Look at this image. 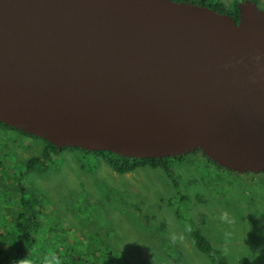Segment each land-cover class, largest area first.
<instances>
[{
  "label": "water",
  "instance_id": "1",
  "mask_svg": "<svg viewBox=\"0 0 264 264\" xmlns=\"http://www.w3.org/2000/svg\"><path fill=\"white\" fill-rule=\"evenodd\" d=\"M172 0H0V122L57 148L200 150L264 171V10Z\"/></svg>",
  "mask_w": 264,
  "mask_h": 264
},
{
  "label": "rangeland",
  "instance_id": "2",
  "mask_svg": "<svg viewBox=\"0 0 264 264\" xmlns=\"http://www.w3.org/2000/svg\"><path fill=\"white\" fill-rule=\"evenodd\" d=\"M217 1L233 8L246 0ZM250 1L264 10V0ZM42 149L0 127V247L23 188L44 210L38 246L44 261L60 253L59 264H264V173L220 170L190 154L174 161L172 177L151 168L119 175L103 160L96 165L93 155L70 150L44 172L28 173L26 161ZM197 231L218 256L196 247ZM67 250L81 259L73 262Z\"/></svg>",
  "mask_w": 264,
  "mask_h": 264
},
{
  "label": "trees",
  "instance_id": "3",
  "mask_svg": "<svg viewBox=\"0 0 264 264\" xmlns=\"http://www.w3.org/2000/svg\"><path fill=\"white\" fill-rule=\"evenodd\" d=\"M173 1L187 2L201 7H207L212 10H215L218 13L224 15H231L236 20H238L239 18L238 3H236L233 8H229L221 1H217V0H214V2L212 3H209V0H173ZM0 127L6 130V132H12L14 136H18L20 138L25 136L35 141H39L43 144L41 155L36 157L32 156L26 161L25 167L28 173L31 171L39 172V170L40 172H44L45 168L47 167V164H55V158L57 157V155L59 153H63L65 150L78 151L81 153V158H85L88 155H93L95 159L94 161L97 163L96 165H99L102 162L101 160H103L115 173L119 175H124V174L126 175L128 173H133L141 169L151 168L154 170H163L164 172H167V174L170 177H172L171 171H172V164L174 163V161L176 162L184 161L185 158L183 157H187L190 154L194 155V158H197L199 157V155H202L208 160L209 164L213 166L215 165L220 170H226L221 166H219L212 158L203 154L200 150H192L174 156H163L161 158L158 157L144 158V159L131 158L105 151L90 152L80 148L60 149L42 138L29 135L17 128L9 127L1 122H0ZM11 154L14 155L13 153ZM175 157L178 158V160ZM228 172H233V171H228ZM261 173H264V171H262ZM174 185L177 184L174 183ZM20 191L22 193V196L20 197L21 206L19 209L12 212V215L14 216L15 220L13 222L12 231H10L6 235L7 238L5 237V241L7 239V243L4 246L0 247V249L2 247L8 249L7 251H4L5 253H2L0 255V264H17L19 260L25 258H28L31 261V264L32 263L45 264L44 261L45 252L43 250H38V246L40 245L41 242L39 237V235L41 234L39 230L40 228H42L40 224L39 215L41 213L43 214L44 210H42L41 208L36 210L35 206L32 204L33 201L26 197L25 190L21 188ZM194 239H195L196 247L199 250H201L203 253L209 254L211 256L219 255V253L215 249H213L211 244L207 241V238L206 237L204 238L201 235V233H199L198 231L194 233ZM68 251L72 253L71 250H67L65 253H67ZM72 254L73 256H76L74 253ZM55 255L57 259L61 258L60 253H57ZM80 259L81 257L76 256L73 257L72 261L75 262ZM62 264H67V263L63 262ZM219 264H226V262L220 260Z\"/></svg>",
  "mask_w": 264,
  "mask_h": 264
},
{
  "label": "clouds",
  "instance_id": "4",
  "mask_svg": "<svg viewBox=\"0 0 264 264\" xmlns=\"http://www.w3.org/2000/svg\"><path fill=\"white\" fill-rule=\"evenodd\" d=\"M173 240H175V237H173ZM46 264H59V261L53 256V257H46L45 258ZM17 264H31V261L28 258L21 259L17 262Z\"/></svg>",
  "mask_w": 264,
  "mask_h": 264
},
{
  "label": "bare ground",
  "instance_id": "5",
  "mask_svg": "<svg viewBox=\"0 0 264 264\" xmlns=\"http://www.w3.org/2000/svg\"><path fill=\"white\" fill-rule=\"evenodd\" d=\"M173 1V0H172ZM176 158V157H175ZM183 158H185L186 159V157H183ZM177 160H178V158H176Z\"/></svg>",
  "mask_w": 264,
  "mask_h": 264
}]
</instances>
